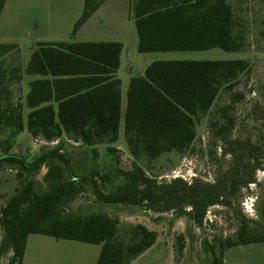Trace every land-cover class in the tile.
I'll list each match as a JSON object with an SVG mask.
<instances>
[{
    "label": "trees",
    "instance_id": "obj_1",
    "mask_svg": "<svg viewBox=\"0 0 264 264\" xmlns=\"http://www.w3.org/2000/svg\"><path fill=\"white\" fill-rule=\"evenodd\" d=\"M105 1L85 0L72 39ZM5 2L0 0V12ZM131 15L140 54L212 49L241 53L246 46L228 0H134ZM122 51L118 42H39L23 72L19 46L0 44V142L7 143L0 147V170L10 165L31 175L44 168L50 183L48 191L38 193L28 181L1 209L0 229L12 254L9 264H22L30 235L101 245L96 264H131L156 243V232L136 225L129 231L130 242L123 244L118 238L120 221L104 214L63 218L61 204L79 189L73 181H64L61 163L68 162L61 149L29 162L14 148L25 130L32 140L46 143L60 142L63 137L90 148L117 143L122 112V83L117 73ZM250 72L247 60L160 61L146 67L142 76H132L124 128L132 169L119 171L124 184L113 193H103L96 185L97 200L157 214L174 212L202 229L210 208L229 205L230 197L257 184L256 175L264 170V136L256 143L232 138V111L244 99L235 90L241 77ZM24 74L40 79L30 83L24 103H14L11 86ZM224 91L232 93V100L209 121L208 130L221 143L223 157H231V166L214 183L198 179L189 183L182 178L159 183L150 178L138 163L190 152L198 139L197 126ZM25 108L30 110L27 116ZM258 116L264 123V107ZM260 216L264 221V205ZM253 223L256 229L250 230L252 222L244 221L235 240L211 246L208 264H225L224 254L231 248L264 244V224Z\"/></svg>",
    "mask_w": 264,
    "mask_h": 264
},
{
    "label": "rangeland",
    "instance_id": "obj_2",
    "mask_svg": "<svg viewBox=\"0 0 264 264\" xmlns=\"http://www.w3.org/2000/svg\"><path fill=\"white\" fill-rule=\"evenodd\" d=\"M228 1L234 9L245 38L246 46L241 53L212 49L198 52L140 54L137 50L138 35L135 21L131 15L134 0H109L98 12V16L91 18L73 39L71 35L76 22L82 16L85 0H44L43 6L36 5L37 27H32L31 33L40 31L51 34L61 38L59 41L62 42H118L123 45L122 66L118 74L122 82L121 122L118 141L111 145V148L117 151L110 153L109 147L105 145L90 148L66 137L60 142L53 143L35 141L28 137L25 130L17 140L15 152L31 162L42 153L58 147L61 149L60 153L68 162L61 163L65 165H62L65 167L64 181H73L79 189V193L73 195L69 202L61 204L60 213L63 218L104 214L112 219H118L121 223L118 238L125 245L130 242L129 231L133 226L143 225L148 230L156 232V243L131 264H208L210 247L217 246L220 241L235 240L242 222H252L249 224L250 230L256 229L253 222L264 224L260 216L264 205V174L260 173L261 171L256 175V186L240 190L236 196L230 197L229 205L210 208L202 229L174 212L157 214L141 207L106 205L99 202L94 194L96 185L103 193L115 192L124 184L119 171L132 169L133 161L124 133L128 86L132 75L154 62L249 61L251 72L241 77L235 90L241 93L244 99L235 104L232 111L235 119L232 138L256 143L260 136H264V123L258 116L259 110L264 107V0ZM31 38L15 43L20 48L19 62L23 72L27 69L31 55L36 49V43ZM37 79L38 77L24 74L21 83L23 100L29 93V83ZM21 95L18 87H15V98L18 99ZM231 100V92L224 91L220 94L211 112L203 117L197 126L198 139L190 152L163 155L153 162L141 160L139 166L150 178L159 183H168L175 175L183 176L187 181L198 179L203 183H214L231 166L232 160L230 156L223 157L221 143L216 142L211 136L208 124ZM28 112L25 108V116ZM3 138L6 139L7 135ZM6 145V142H0V147ZM45 173L46 169L43 168L30 175L17 167L5 165L0 170V211L28 181L33 182L36 192L48 191L50 183L45 180ZM249 199L253 204V217L245 212L243 206ZM101 248V245L30 235L23 264H96ZM247 249L264 256V244H256ZM247 249H229L227 254L229 262H241L243 253L251 251ZM11 256V252L5 247V236L0 229V264H9Z\"/></svg>",
    "mask_w": 264,
    "mask_h": 264
},
{
    "label": "crops",
    "instance_id": "obj_3",
    "mask_svg": "<svg viewBox=\"0 0 264 264\" xmlns=\"http://www.w3.org/2000/svg\"><path fill=\"white\" fill-rule=\"evenodd\" d=\"M108 1L109 0H106L102 4L100 9L95 14H93V16L91 18L98 16L97 15L98 12L105 6V4ZM37 4L43 6L45 3H44V0H6L5 4L3 6V9L0 12V44L1 43L15 44L17 42L23 41L26 38H30V37H32L31 39H33V42L36 44L39 42H43V43L62 42V41H59L61 38L54 37L51 34H44L42 32L40 33V31L37 33H35L33 31V33H35L34 35H33V33H31L32 27H37V23H35L36 22L35 21V15H36V5ZM90 19L87 21V23L84 26H86L88 24ZM84 26L80 30H82L84 28ZM122 57H123V51H122V54L120 57V68L118 70L117 77H118V74H119L121 66H122ZM145 68H141L139 70V73L132 75V76H137V75L142 76L145 72ZM31 77H33V76H31ZM34 77H38V76H34ZM39 79H40V77H38L37 80H39ZM22 81H23V78L19 83H14L11 86V89H10L11 101L14 103H16V102L24 103L25 102V100H23L24 99L23 88L21 86ZM30 83H29V92H30ZM15 87H18V89L20 90V92L22 94L18 99H16L14 96V88ZM121 97H122V85H121ZM121 107H122V101H121ZM27 110L30 112L29 109H27ZM24 111H25V109H24ZM105 146H107V145H105ZM107 147L111 148V145H109ZM119 150H121V149H119ZM254 245H256V244H254ZM254 245L239 246V247H235V248H240V250H245L247 248H252V246H254ZM247 250H251L253 253L251 251H248L249 253L244 252L242 255L243 260L241 262H237V263L236 262H229L228 255H227L228 250H227L224 254V263L225 264H255V263L264 264V256H260L258 254H255L257 251H253L252 249H247ZM25 251H26V249H25ZM24 256H25V254H24ZM23 261H24V258H23ZM22 264H23V262H22Z\"/></svg>",
    "mask_w": 264,
    "mask_h": 264
},
{
    "label": "built area",
    "instance_id": "obj_4",
    "mask_svg": "<svg viewBox=\"0 0 264 264\" xmlns=\"http://www.w3.org/2000/svg\"><path fill=\"white\" fill-rule=\"evenodd\" d=\"M260 173L264 174V170L261 171ZM173 178H174V179H175V178H182V179H184L185 181H187L183 176H180V175H175ZM187 182L190 183L191 181H187ZM254 186H256V184H251L249 187H250V188H253ZM243 206H244L245 212H246L250 217H253V216H254V209H253L252 200L249 199L248 201H246V202L243 204ZM209 213H210V209L208 210L207 215H208Z\"/></svg>",
    "mask_w": 264,
    "mask_h": 264
}]
</instances>
